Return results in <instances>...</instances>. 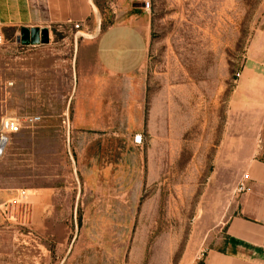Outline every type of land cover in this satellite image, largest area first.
Segmentation results:
<instances>
[{
  "label": "rangeland",
  "instance_id": "obj_1",
  "mask_svg": "<svg viewBox=\"0 0 264 264\" xmlns=\"http://www.w3.org/2000/svg\"><path fill=\"white\" fill-rule=\"evenodd\" d=\"M150 2L147 58L126 78L93 57L96 77L78 75L114 0L39 45L4 34L0 124L40 121L0 155V264H195L220 245L264 144L261 73L241 80L264 0Z\"/></svg>",
  "mask_w": 264,
  "mask_h": 264
},
{
  "label": "crops",
  "instance_id": "obj_2",
  "mask_svg": "<svg viewBox=\"0 0 264 264\" xmlns=\"http://www.w3.org/2000/svg\"><path fill=\"white\" fill-rule=\"evenodd\" d=\"M145 1L114 0L111 22L104 28L102 23L93 27L94 36L81 45L79 81L80 77H96L91 57L109 78H126L143 66L151 39L150 12L144 8ZM95 9L94 0H0V31L17 34L33 28L46 31L56 25H81ZM24 44H29L27 39ZM252 45L241 80L251 68L260 71L257 80L264 82V17ZM83 95L95 96L84 92L78 98ZM261 98L264 101V93ZM241 184L244 187L225 224L220 245L207 250L195 264H264V144L250 161Z\"/></svg>",
  "mask_w": 264,
  "mask_h": 264
},
{
  "label": "built area",
  "instance_id": "obj_3",
  "mask_svg": "<svg viewBox=\"0 0 264 264\" xmlns=\"http://www.w3.org/2000/svg\"><path fill=\"white\" fill-rule=\"evenodd\" d=\"M144 8L147 12L151 10L150 0L144 2ZM77 26V25H76ZM5 43L4 34L0 31V46ZM236 76L239 78L241 73H236ZM40 121L38 116H22V117H7L2 119L0 124V155L3 153L5 147L10 141V137L18 132H21L23 129H28L34 127ZM247 177V176H246ZM244 186L241 184V188ZM24 192L22 193V195Z\"/></svg>",
  "mask_w": 264,
  "mask_h": 264
},
{
  "label": "water",
  "instance_id": "obj_4",
  "mask_svg": "<svg viewBox=\"0 0 264 264\" xmlns=\"http://www.w3.org/2000/svg\"><path fill=\"white\" fill-rule=\"evenodd\" d=\"M43 34V31H41L39 28H33L29 31V38H27V41L33 45H38L42 41Z\"/></svg>",
  "mask_w": 264,
  "mask_h": 264
},
{
  "label": "bare ground",
  "instance_id": "obj_5",
  "mask_svg": "<svg viewBox=\"0 0 264 264\" xmlns=\"http://www.w3.org/2000/svg\"><path fill=\"white\" fill-rule=\"evenodd\" d=\"M45 32H46V31H45V30H43V33H44V34H45ZM44 34H43V35H44Z\"/></svg>",
  "mask_w": 264,
  "mask_h": 264
}]
</instances>
